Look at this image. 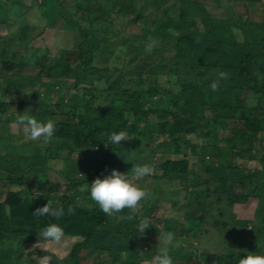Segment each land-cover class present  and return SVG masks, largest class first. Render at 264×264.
<instances>
[{"label": "trees", "instance_id": "1", "mask_svg": "<svg viewBox=\"0 0 264 264\" xmlns=\"http://www.w3.org/2000/svg\"><path fill=\"white\" fill-rule=\"evenodd\" d=\"M42 1L0 0V124L11 113L56 123L42 145L9 131L18 141L0 165V264H24L27 247L43 256L38 248L48 244L37 236L51 223L65 233L63 244L48 249L53 264H93L87 251L100 254L101 264H144L159 250L150 254L139 242L163 232L151 216L180 203L185 211L155 217L175 234L173 264L264 255V12L256 14L264 0H54L51 11L77 35L68 48L36 43L46 28L25 25ZM151 40L157 46L146 52ZM219 71L230 78L213 92ZM121 131L129 140L111 143L109 135ZM134 163L154 169L139 181L148 191L153 185L150 196L131 220L119 218L127 209L106 216L78 175L103 179L115 169L131 176ZM48 200L65 216L32 226L34 208ZM247 209L254 220L244 221ZM141 218L150 220L143 234ZM237 220L247 224L239 228ZM212 230L225 241L221 255L199 248ZM60 248L68 252L58 259Z\"/></svg>", "mask_w": 264, "mask_h": 264}, {"label": "clouds", "instance_id": "2", "mask_svg": "<svg viewBox=\"0 0 264 264\" xmlns=\"http://www.w3.org/2000/svg\"><path fill=\"white\" fill-rule=\"evenodd\" d=\"M156 40H151L145 47L146 52H151L157 46ZM230 78L227 71H219L216 74V79L210 84L213 92L217 91L220 82L226 81ZM172 83H175V78H172ZM177 91L179 89L177 88ZM127 115V114H126ZM130 122H131V117ZM18 126H22V131L30 141H41L47 144L51 141L55 130L56 123L49 118L46 121H38L34 116L27 113L19 115L17 118ZM129 137L126 132H113L109 135V141L113 144H120L121 141H127ZM153 167L148 164H132L129 173H121L113 169L108 171L106 176L102 179L100 176L89 184L88 192L90 199L98 206L100 211L108 217H115L122 213L125 209L129 211V215L120 216V219H133L140 210L141 202L150 196V193L145 189L139 187L134 181L142 180L147 176L153 174ZM79 177V176H78ZM82 179L81 177H79ZM88 180L83 181L88 183ZM63 207H53V201L48 200L43 207L37 208L33 213L34 217L50 216L56 220H60L65 216ZM67 214H74V209L69 207ZM150 228V220L148 218H141L137 224V231L141 234L145 233ZM41 241L48 245H61L65 240V233L57 223H51L39 232ZM160 248L158 253L147 261L146 264H173L172 258L169 255V248L175 247L177 242L173 232H161L159 236ZM40 247L39 242L34 247ZM31 251V250H29ZM52 257L44 255L38 258V264H50ZM238 264H264V255L247 254L240 258Z\"/></svg>", "mask_w": 264, "mask_h": 264}, {"label": "rangeland", "instance_id": "3", "mask_svg": "<svg viewBox=\"0 0 264 264\" xmlns=\"http://www.w3.org/2000/svg\"><path fill=\"white\" fill-rule=\"evenodd\" d=\"M66 1L69 2L70 0H66ZM52 2H54V0H44V1H42V6L41 7L32 6L30 11L28 13H26V15H25L26 16L25 25H27V24L28 25H36L40 29H42L43 27L46 28V29L43 30V34L40 35L35 40V42L38 43V44L45 45V44L51 43L53 46H58V47L62 46L61 48L71 47L72 46V42L74 40V37H76L77 35L73 31L64 30L67 27L64 28L65 25H64L63 21L60 20L61 19L60 18V14L59 13L56 14V8L54 9V11H51L52 5H50V4ZM259 5H260L261 10H259V9L256 10V14L257 15H259L260 12H264V4H259ZM49 27H53V28L49 29ZM1 31H2V33L5 34L3 26H1V24H0V33H1ZM61 31H63V32H61ZM235 33H236V36H237V40L241 41L239 33L238 32H235ZM165 70L167 71L168 69L165 68ZM59 84L58 85L61 87L63 85L62 81L59 82ZM58 91H60V90H58ZM27 92L31 93L32 89H28ZM61 94L62 95L64 94V90L61 92ZM10 98H8V99H10ZM205 114H206V116L209 119H212V115L210 114L209 111H206ZM263 114H264V112H263ZM7 119H8L7 120L8 121L7 124H9V127L6 124V121L4 122V124H0V165L5 164V161L3 160L4 158L2 156H4L5 154H11V150H12L11 145L13 144V142L18 141V138L13 136V135H11L10 132L12 134H15V135L20 133L22 137H25V134L21 133V131L18 132L19 126L17 124V118H16L15 113L9 114V117ZM160 119H163V117L160 116ZM1 126H5V128H3ZM230 129H231L230 126H229L228 130L224 129L223 132H222L223 135H229ZM32 143L38 144V145L44 144L41 141L32 142ZM5 149H8V150H5ZM114 158H118L119 159L118 162H120L122 160V156L121 155H119V156L115 155ZM1 162H4V163H1ZM79 175H82L83 177H85V179H88L87 178L88 176L86 177L83 174H79ZM129 177L131 178L130 175H129ZM37 178H38L39 181H43L45 179L43 174L38 175ZM92 179L93 178H90V180H88V184H90ZM139 181L140 180L134 181V182L137 185H140L141 188H143L146 191H148L147 187L144 184L143 185L140 184L141 182L139 183ZM83 182H85V181H83ZM214 183L211 184L212 188L214 186ZM88 184H86V185H88ZM147 186L150 189V191H148V192L151 193V187L153 185L147 182ZM83 189H85V186H84ZM83 204L85 205V203H83ZM185 204L186 203L177 204L176 207L173 210L171 209L170 204H168V205L166 204V206H163V209H160L157 212L153 213V215L151 216L150 220H152L153 224L157 225L163 232H166L165 230H163L161 228V223H163V225H164V222L163 221L161 223L159 221L156 222L155 221L156 220L155 217H167V216H172L173 214L175 215L176 212L185 211L186 210L185 209V207H186ZM36 209L37 208H34L33 212H35ZM251 213H252V210L251 209H247V212H246V215H245L246 219H244V221H251L252 219L254 220V218L251 215ZM38 219L39 218H37V217H33L31 225L32 226H39V224L37 223V222H39ZM12 220L10 219L11 223H13ZM244 221L237 220L236 221V225L239 228H242V227H244L247 224V222H244ZM24 225H25V223H24ZM44 225H45V223L40 222V226H44ZM18 227L19 226L16 225V228H18ZM249 227H250V224H249ZM159 236H160V233L158 235H156V234L153 235L149 240L148 239L141 240L139 242L138 246L141 247L145 252H148V253L152 254L153 250L156 247H157L158 250L160 248ZM37 240H41L40 236H37ZM257 240H258V238L254 239V241H257ZM223 242H225V241H224L223 237L219 234V232H215V231L212 230L211 234H205V235H202L200 237L199 248L200 249L202 248V251H205L206 253H214V254L221 255L223 253L224 244H225ZM54 248L55 247H51V245H46V246L40 247L38 249H41L42 251L44 250V252H45L44 255H49L50 251L48 249L54 250ZM29 250H31V248L27 247L26 251H25V256H28V258H27L28 260H26V262L24 264H38V258L41 257V256H36L33 253L31 255L28 254ZM261 250L264 251V247H262ZM67 252H68L67 248H60L59 251H57L58 255H56L55 257L58 258V259H61V258L65 257L67 255ZM87 252H88L87 253V258L89 260L93 261V264H101V261H104L100 254H92V253H90L91 251H87ZM54 254H56V252ZM85 256H86V253H85ZM53 263H54L53 261L50 262V264H53ZM61 264H64V263H61ZM102 264H104V263H102ZM144 264H146V263L144 262Z\"/></svg>", "mask_w": 264, "mask_h": 264}, {"label": "built area", "instance_id": "4", "mask_svg": "<svg viewBox=\"0 0 264 264\" xmlns=\"http://www.w3.org/2000/svg\"><path fill=\"white\" fill-rule=\"evenodd\" d=\"M79 177H83L82 175H79ZM91 178H93L92 180H91V182L90 183H92V181L94 180V179H96V178H99L98 176H94V177H91Z\"/></svg>", "mask_w": 264, "mask_h": 264}]
</instances>
